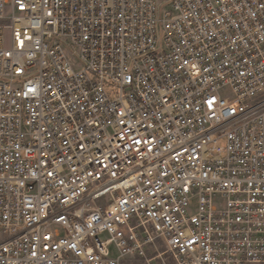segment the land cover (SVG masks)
Listing matches in <instances>:
<instances>
[{
    "label": "built area",
    "instance_id": "2783aa9c",
    "mask_svg": "<svg viewBox=\"0 0 264 264\" xmlns=\"http://www.w3.org/2000/svg\"><path fill=\"white\" fill-rule=\"evenodd\" d=\"M0 264H264V0H0Z\"/></svg>",
    "mask_w": 264,
    "mask_h": 264
}]
</instances>
